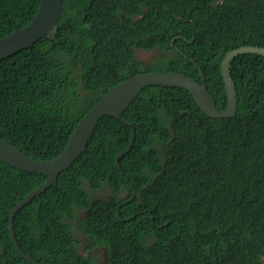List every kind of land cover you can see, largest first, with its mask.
I'll list each match as a JSON object with an SVG mask.
<instances>
[{"label": "trees", "instance_id": "16d2710c", "mask_svg": "<svg viewBox=\"0 0 264 264\" xmlns=\"http://www.w3.org/2000/svg\"><path fill=\"white\" fill-rule=\"evenodd\" d=\"M39 3L0 0V39L28 25ZM62 6L48 35L0 62V136L41 161L65 149L100 97L140 74L183 73L225 110L221 59L264 46V0ZM137 50L161 54L146 62ZM230 73L238 99L230 119L209 118L179 87H145L122 113L135 139L120 170L115 156L132 126L101 118L87 152L16 215L24 254L37 264H97L83 245L103 248L104 264H264V57L239 54ZM45 181L0 159V264H30L9 216Z\"/></svg>", "mask_w": 264, "mask_h": 264}, {"label": "water", "instance_id": "95a60500", "mask_svg": "<svg viewBox=\"0 0 264 264\" xmlns=\"http://www.w3.org/2000/svg\"><path fill=\"white\" fill-rule=\"evenodd\" d=\"M62 4L63 0H40L38 10L28 25L0 39V62L25 49L31 48L36 42L48 35L55 28L62 15ZM177 51L179 50L177 49ZM239 54H258L264 57V46H241L227 52L221 59L220 69L226 95V109L223 111L218 109L214 97L209 93L204 82L200 84L183 73L173 71L150 72L130 77L100 97L90 111L80 119L65 149L52 160H36L0 136V159L4 163L12 168L46 177L45 183L21 200L9 216L8 228L10 236L19 255L26 262L37 264L24 254L18 244L14 230L16 215L38 195L55 185L59 174L69 169L77 158L87 152L101 118L111 116L132 126V137L129 146L125 151L115 156V165L118 170H120L119 159L131 151L135 139V129L131 121L125 119L122 113L138 94L149 85L179 87L188 91L200 110L211 119L234 118L237 112L238 99L230 67L231 61ZM201 75L203 78L202 73ZM134 195L135 193H133ZM133 196L131 200L134 198Z\"/></svg>", "mask_w": 264, "mask_h": 264}, {"label": "rangeland", "instance_id": "374dc122", "mask_svg": "<svg viewBox=\"0 0 264 264\" xmlns=\"http://www.w3.org/2000/svg\"><path fill=\"white\" fill-rule=\"evenodd\" d=\"M159 54H161V53L157 50H154L150 53L149 52H141V51L136 52V56H137L138 60L140 59V60L146 61V62H149V61L155 59V57H157ZM105 196H106L105 192L98 194L99 198H103ZM76 236L79 240H83L80 232H77ZM79 253L85 254L88 257L93 255V258L97 264H104L105 263L106 253H105V250L103 248H97V249L93 250L92 252L91 251L86 252L85 246L81 245L79 247Z\"/></svg>", "mask_w": 264, "mask_h": 264}, {"label": "clouds", "instance_id": "9594fccd", "mask_svg": "<svg viewBox=\"0 0 264 264\" xmlns=\"http://www.w3.org/2000/svg\"><path fill=\"white\" fill-rule=\"evenodd\" d=\"M178 38H179V37H178ZM173 42H174V40H173ZM173 42H172V43H173ZM137 51H140V50H137ZM141 52H145V51H141ZM149 53H150V52H149ZM168 72H170V71H168ZM171 72H172V71H171ZM173 72H174V71H173ZM178 73H179V72H178ZM100 122H101V121H100ZM98 126H99V125H98Z\"/></svg>", "mask_w": 264, "mask_h": 264}]
</instances>
